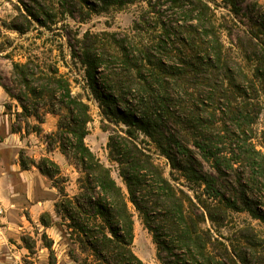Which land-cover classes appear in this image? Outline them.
Here are the masks:
<instances>
[{
  "label": "trees",
  "instance_id": "16d2710c",
  "mask_svg": "<svg viewBox=\"0 0 264 264\" xmlns=\"http://www.w3.org/2000/svg\"><path fill=\"white\" fill-rule=\"evenodd\" d=\"M135 1L18 0L22 12L8 24L2 22L0 30L25 35L35 25L47 30L63 11L72 18L77 10L101 13L111 6L121 8ZM138 1L145 2L148 11L157 15L158 20H167L170 24L175 21L176 29L182 30L180 34L184 36L177 40L183 48L180 63L184 68L169 69V76L188 99L203 104L201 92L194 98L180 83L191 82L197 70L204 69L208 76L204 81L210 93L208 100L214 106V113L219 115L216 121H204L194 104L187 107L173 102L171 92L165 88L168 83L163 82L159 72L163 67L159 60L156 62L158 72L147 70L148 76H143V68H137L133 81L116 71L98 80L104 59L109 56L107 45L84 39L80 55L70 47L71 57L77 58L84 67L88 88L101 115L124 127L122 134L114 132L107 140L108 161L116 166L124 190L84 142L90 122L88 106L72 95L69 81L58 73L54 62L35 55L27 57L23 63L11 64L12 82L19 95L13 96L5 87L3 90L18 101L21 109L18 115L24 119L33 118L41 124L45 114L57 117L56 131L50 137L57 140L60 153L78 171L76 192L68 195L60 186L58 181L65 183L67 179L59 166L47 157L36 162L26 159L21 152L19 166L24 171L35 168L57 190L60 197L54 203L55 213L66 221L65 227L88 253L89 259L83 264H144L131 250L132 210L150 234L156 257L163 264H264V251L256 250L254 239L244 237L250 254L234 250L233 254L206 227V222L212 227H222L227 211L242 208L264 223V210L255 205L259 199L264 206V193L258 189L257 196L253 190L256 185L264 186V161L246 138L247 129L254 122L250 112L258 107L253 102L257 97L254 80L264 91V12L259 11L255 20L262 38L247 32L237 35L234 45L240 60L251 65L252 80H249L239 61L221 43L220 31L229 32L231 28L215 24V15L207 2ZM223 4L231 14L239 15L235 0H223ZM173 16L179 18L173 20ZM163 34L166 40L161 39L157 48L162 47L165 53L169 33L163 29ZM139 53L143 60L150 62L147 53ZM122 57L126 64L127 56ZM214 113H210L212 118H215ZM215 123L223 126L224 134L232 138L233 143L242 141L243 147L236 155L230 152L228 156L222 141L225 136H219L221 130L215 134L214 130L218 129ZM226 123H230L234 131L228 130ZM33 132L39 134L41 129ZM139 136L146 141L138 142ZM141 143L154 146L166 161L167 174ZM203 162L213 172L205 171ZM235 164L247 169L246 181L239 176L235 181L227 178ZM39 224L43 229L52 227L50 214L42 213ZM42 239L49 253V264H54L52 241L46 240L44 233ZM26 248L30 250V246Z\"/></svg>",
  "mask_w": 264,
  "mask_h": 264
},
{
  "label": "rangeland",
  "instance_id": "374dc122",
  "mask_svg": "<svg viewBox=\"0 0 264 264\" xmlns=\"http://www.w3.org/2000/svg\"><path fill=\"white\" fill-rule=\"evenodd\" d=\"M203 1L211 7L215 15V24L231 28L229 32L225 29L220 31L221 43L224 49L236 61H239L243 74L252 80L251 65H245L240 60L234 45L236 36L247 32L262 38L255 27L257 24L255 20L258 18L259 11L264 12V0H235L237 7L240 8L237 16L229 12L223 0ZM21 8L18 0H0V24L2 22L8 24L19 15L20 11L22 12ZM63 12L57 14L58 19L55 24L49 25L47 30L36 25L25 35L5 29L0 30V264H49V253L42 239L43 233L46 240L52 241L54 264H83L89 259L88 253L78 244L76 236L65 227L66 221H62L55 213L54 203L60 196L52 187L51 182L35 168L31 167L24 171L19 166L18 156L21 152L26 159H33L36 162L41 157H47L59 166L63 177L67 179L65 183L58 181L60 186L65 188L68 195L76 192L78 171L72 162L60 153L57 140L50 137L56 131L57 117L45 114L41 124L33 118L24 119L18 115L21 112L18 101L9 97L3 90L5 87L13 96L19 95L17 86L12 82V62L23 63L27 57L35 55L46 62L55 63L58 73L69 81L72 95L88 106L90 122L87 124L88 134L84 139L86 146L104 166L110 169L111 177L123 190L116 166L108 161L107 140L108 136L114 132L122 134L124 127L101 115L88 88L84 67L77 58L71 57V49L76 55H80L84 39L89 42L96 40L97 44L102 46L107 45L109 56L104 59L105 63L100 69L101 76L98 80L110 74L111 71H116L133 81L137 68H143L141 71L143 76H148L149 71L147 70L158 72L156 62L159 60L163 66L159 72L163 77V82L168 83L165 88L166 91L171 92L173 102H181L182 106L187 107L194 104L204 121H216L219 116L218 113H214V106L208 100L210 93L204 85L208 76L204 69L197 70L191 82L180 83L181 87H187V92L193 94L194 98L201 92L203 104L188 99L183 91H179L176 87L172 76H169V69L184 68L180 63L183 60V48L177 40L184 34H180L182 30L176 29L175 21L170 24L167 20H158L157 15L148 11L146 3L138 0L121 8L111 6L101 13H92L89 9L77 10L72 18L66 16L65 11ZM173 18L175 20L179 17L173 16ZM163 29L169 33L165 53L161 50L162 47L157 48L161 39L166 40ZM119 46L122 48L119 49ZM139 51H143V54L147 53L150 56V62L143 60L144 57ZM124 55L127 56L126 64L122 62ZM254 85L257 97L253 102L258 107L250 112V115L254 117V122L247 129L246 138L247 143H250L254 150L261 154L264 161V91L255 80ZM210 113H214L215 118H212ZM215 124L218 128L214 130L215 134L217 130H221L219 136H225L222 141L226 152L229 153L228 156L230 152L236 155L238 149L243 147L242 141L233 143L235 141L224 134L223 126L219 125L220 123ZM226 127L230 131L235 129L230 123H226ZM38 128L41 129L39 134L33 132ZM141 140L146 141L139 136L138 142ZM141 146L152 154L154 162L163 167L167 174L166 161L158 154L154 146L143 143ZM203 166L205 171L213 172L204 162ZM242 166L233 165L235 172L227 174V178L235 181L239 176L242 181H246L248 171ZM258 189L264 193V186L256 185L253 190L257 196L260 192ZM226 196H229L228 192ZM257 202L255 205L264 210V206L259 203L262 201L257 199ZM238 206L242 208V205ZM238 210L227 211V218L222 227H212L208 222H206V227L210 228L213 237L227 245L233 254H235L234 251L250 254L245 245L244 237L246 236L255 240L257 251H264V223L253 218L246 209ZM42 213L50 214L53 221L52 227L43 229L39 224V216ZM132 213L131 250L133 254L144 264H163L156 257L155 245L150 234L142 226L133 210ZM26 245L30 246V250L26 248Z\"/></svg>",
  "mask_w": 264,
  "mask_h": 264
},
{
  "label": "crops",
  "instance_id": "0c3cea01",
  "mask_svg": "<svg viewBox=\"0 0 264 264\" xmlns=\"http://www.w3.org/2000/svg\"><path fill=\"white\" fill-rule=\"evenodd\" d=\"M0 97H1V91H0Z\"/></svg>",
  "mask_w": 264,
  "mask_h": 264
}]
</instances>
